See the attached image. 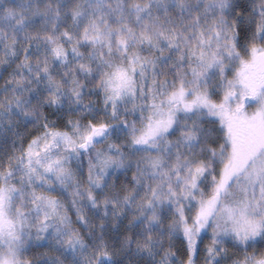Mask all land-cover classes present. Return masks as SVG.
Masks as SVG:
<instances>
[{
    "label": "snow or ice",
    "instance_id": "1",
    "mask_svg": "<svg viewBox=\"0 0 264 264\" xmlns=\"http://www.w3.org/2000/svg\"><path fill=\"white\" fill-rule=\"evenodd\" d=\"M0 264H264V0H0Z\"/></svg>",
    "mask_w": 264,
    "mask_h": 264
}]
</instances>
